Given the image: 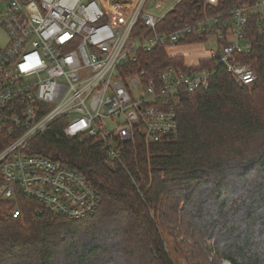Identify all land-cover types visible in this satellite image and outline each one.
<instances>
[{"label": "trees", "instance_id": "16d2710c", "mask_svg": "<svg viewBox=\"0 0 264 264\" xmlns=\"http://www.w3.org/2000/svg\"><path fill=\"white\" fill-rule=\"evenodd\" d=\"M256 1L245 4L254 7ZM236 4L182 0L158 30L206 14L231 19ZM246 36L253 49L238 61L253 66L255 84L239 86L219 67L208 90L180 94L176 137L128 145L115 167L104 162L102 140L68 138L60 125L33 140V153L78 170L101 203L93 215L73 220L18 190L14 198L0 195V264H176L173 252L184 264H264V14L258 9L249 14ZM197 63L159 47L141 52L139 63L125 70L153 73L174 66L192 72ZM15 208L21 209L18 218L11 213Z\"/></svg>", "mask_w": 264, "mask_h": 264}, {"label": "built area", "instance_id": "2783aa9c", "mask_svg": "<svg viewBox=\"0 0 264 264\" xmlns=\"http://www.w3.org/2000/svg\"><path fill=\"white\" fill-rule=\"evenodd\" d=\"M245 2L237 0L231 19L206 14L159 31L169 11L160 17L150 13L149 0H0V31L8 38L0 43V195L14 198L18 190L73 220L93 215L99 192L70 165L33 153V140L60 125L68 138L102 140L104 162L115 167L128 145L176 137L182 92L208 90L219 67L239 86L251 88L257 81L253 66L238 57L252 52L246 25L264 0L254 7ZM205 3L217 6L219 0ZM204 45L210 48L203 59L212 65L197 63L192 72L174 66L153 73L125 70L139 63L141 52ZM11 213L18 218L21 209Z\"/></svg>", "mask_w": 264, "mask_h": 264}, {"label": "rangeland", "instance_id": "374dc122", "mask_svg": "<svg viewBox=\"0 0 264 264\" xmlns=\"http://www.w3.org/2000/svg\"><path fill=\"white\" fill-rule=\"evenodd\" d=\"M156 1L157 0H149V3L147 5V10L150 13L160 17V16H164L168 11H170L178 0H167L165 3H162V4L158 5V6L155 5ZM259 11L264 14V7L259 9ZM7 40H8V38H7L6 34L3 31H0V43L5 44L7 42ZM206 48H210V46L209 45H204L202 47H199L197 49L198 50L197 56L193 57V58H188L187 57V60L189 62H192V63L197 62V60H198L197 58L198 57L201 58V57H203L205 55V49ZM190 49L191 48L184 49L185 51H183L182 49L175 48L173 50H170V53L171 54H177V53H181V52L190 53V52H192V50H190ZM172 254H173V259L176 262V264H184V261H183V258H182L181 255L176 254L174 252Z\"/></svg>", "mask_w": 264, "mask_h": 264}, {"label": "crops", "instance_id": "0c3cea01", "mask_svg": "<svg viewBox=\"0 0 264 264\" xmlns=\"http://www.w3.org/2000/svg\"><path fill=\"white\" fill-rule=\"evenodd\" d=\"M157 2H158V0H157L156 3H155L156 6H158ZM178 48H179V49H182L183 51H185L184 49H189V48H187V47H178ZM198 48H199V47H191L190 50H192V52H190V53L181 52V53H177V54H171V53H170V50L175 49V48H173V49H169V50H168V53H169V55H171V56L184 55V56L186 57V60H187V57H188V58H193V57H196V56H197V54H198V50H197V49H198ZM205 56H206V51H205V55H204L203 57H201V58L198 57V58H197V59H198L197 62H198L199 60L203 59ZM197 62L192 63V62H189V61L187 60V63H188L189 65L196 64Z\"/></svg>", "mask_w": 264, "mask_h": 264}]
</instances>
